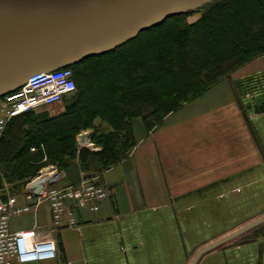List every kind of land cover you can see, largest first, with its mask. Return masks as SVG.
Returning <instances> with one entry per match:
<instances>
[{"label": "crops", "instance_id": "1", "mask_svg": "<svg viewBox=\"0 0 264 264\" xmlns=\"http://www.w3.org/2000/svg\"><path fill=\"white\" fill-rule=\"evenodd\" d=\"M63 101L37 112L57 117ZM133 131L126 158L94 178L108 197L96 213L75 210L76 228L50 234L45 203L10 218L12 231L57 243L54 260L25 264H264V55L158 128L136 119ZM87 138L77 147L99 151ZM59 173L57 188L84 176L78 159Z\"/></svg>", "mask_w": 264, "mask_h": 264}, {"label": "trees", "instance_id": "2", "mask_svg": "<svg viewBox=\"0 0 264 264\" xmlns=\"http://www.w3.org/2000/svg\"><path fill=\"white\" fill-rule=\"evenodd\" d=\"M198 12L200 17L188 23ZM262 55L264 0H214L68 66L76 88L64 112L15 117L1 136L0 193L7 184L12 196L21 197L27 180L46 164L62 172L78 159L84 175H100L135 146L133 120L140 119L149 133L170 113ZM94 116L109 127L95 138L100 150L78 148L76 137Z\"/></svg>", "mask_w": 264, "mask_h": 264}, {"label": "water", "instance_id": "3", "mask_svg": "<svg viewBox=\"0 0 264 264\" xmlns=\"http://www.w3.org/2000/svg\"><path fill=\"white\" fill-rule=\"evenodd\" d=\"M213 1L0 0V97L24 84L31 73L103 54L172 16ZM95 177L91 173L83 179ZM40 189L33 186L34 194ZM35 203L33 199L29 205Z\"/></svg>", "mask_w": 264, "mask_h": 264}, {"label": "built area", "instance_id": "4", "mask_svg": "<svg viewBox=\"0 0 264 264\" xmlns=\"http://www.w3.org/2000/svg\"><path fill=\"white\" fill-rule=\"evenodd\" d=\"M75 88L73 73L67 67L31 73L24 84L0 97V138L13 118L61 103L73 95ZM60 180L56 171L40 172L29 181L20 197L24 204L20 206L17 205V196H0V264L44 262L54 260L57 255V243L52 237L41 238L34 229L12 231L9 225L12 216L29 213L33 207L45 203L50 214L51 234L76 228L75 210L96 213L108 197V187L97 183L94 178L54 187ZM33 186H41L37 195ZM33 199L36 203L29 205Z\"/></svg>", "mask_w": 264, "mask_h": 264}, {"label": "rangeland", "instance_id": "5", "mask_svg": "<svg viewBox=\"0 0 264 264\" xmlns=\"http://www.w3.org/2000/svg\"><path fill=\"white\" fill-rule=\"evenodd\" d=\"M200 12H198V13H193L192 15H190L188 18H187V21H188V23H192V22H195L199 17H200ZM173 17V16H172ZM171 18V17H170ZM170 18H168V19H170ZM167 20V19H166ZM165 21V20H164ZM128 52H126L125 54H123V55H121L122 56V58L123 59H126V58H128L129 57V55L131 54V51L132 50H127ZM125 57V58H124ZM89 58H91V57H89ZM121 58V57H120ZM86 59H88V58H86ZM83 60H85V59H83ZM74 65V64H73ZM104 83H106L105 81H104ZM71 98V97H70ZM69 98V99H70ZM69 99H67V100H65V101H63V105L65 106L67 103H68V101H69ZM62 104V103H61ZM61 104H59V105H61ZM58 105V104H57ZM35 114H39V112H37V111H35L34 112ZM44 113V115L42 114V113H40V114H42V116H48V114L47 113H45V112H43ZM95 117V116H94ZM93 117V121L91 122V124H89L88 125V127L86 128V129H83L80 133H85V135L88 137L87 138V140L85 141V142H87L88 143V141H89V145H87V146H91V145H93V146H99V145H96V143H95V138L96 137H98V135L99 134H101V132H103V133H105V132H107L108 130H109V127H108V125L106 124V123H104V122H101L100 121V118L99 117H95L94 118ZM133 121H135V120H133ZM79 133V134H80ZM89 135V136H88ZM84 143V141L82 142V144ZM81 144V145H82ZM76 145H77V141H76ZM78 146V145H77ZM52 172V171H56V172H58L59 173V171L57 170V168L56 167H54V166H52V165H49V164H46L45 165V167H43V168H41L40 169V171H39V173L40 172ZM38 173V174H39ZM60 174V173H59ZM31 179H28L27 181V183H26V186H25V190H26V188L28 187V183H29V181H30ZM8 188H9V185H7V184H4V186H3V188H2V190H1V193H0V196H3L4 194H7V195H11L12 196V194L10 193V190L8 191ZM25 192V191H24Z\"/></svg>", "mask_w": 264, "mask_h": 264}]
</instances>
